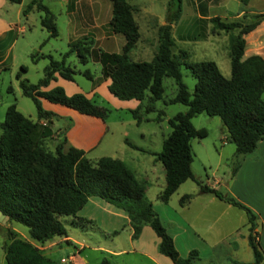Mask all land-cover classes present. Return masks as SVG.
<instances>
[{
	"label": "trees",
	"instance_id": "16d2710c",
	"mask_svg": "<svg viewBox=\"0 0 264 264\" xmlns=\"http://www.w3.org/2000/svg\"><path fill=\"white\" fill-rule=\"evenodd\" d=\"M20 3L21 0H7ZM110 17L107 22L113 33H119L123 42L118 52H107L92 47L93 40L77 39L70 43L62 58L53 60L50 55L36 82L20 78L24 65L15 72L20 93L27 96L35 107V119L22 115L15 104H9L0 122V212L6 222L26 227L27 239L20 237L11 227L4 228L2 244L5 264H53L37 246L55 237L65 236L61 218L79 227L90 221L76 216L87 198L96 196L121 209L127 216L131 237L135 238L143 225H148L158 237L157 250L173 264H193L197 252L190 250L186 256L176 251L171 237L145 196V182L137 180L132 171L118 158L100 156L88 159L84 151L66 144L64 136L55 141L53 148L46 147L50 136L48 124L56 116L43 109L39 98L75 110L78 113L103 118L105 109L96 106L82 93L66 95L55 86L40 90L57 72L64 79H71L73 69L64 64V58L74 52L76 60L84 64L92 60L99 65L100 77L109 80L108 92L120 100L146 99L144 111L152 110V103L161 98L162 78L171 77L176 84L169 103H181L185 110L167 119L169 131L161 141L155 158L162 165L164 185L157 199L166 202L180 183L194 180L199 192H208L231 205L242 209L248 223V245L252 259L238 264H260L263 253L254 240L255 215L245 205L232 197L224 196L215 189L202 184L192 174L190 140L202 138L207 131L194 127L190 119L198 113L217 116L225 129L224 138L234 145L230 161V174L239 167L242 156L251 153L259 140L264 138V59L252 54L242 59L244 35L263 18L264 13L241 14L239 18L222 20L209 18L211 32H225L229 36V76L224 77L212 60L185 61V53L172 52L171 24L180 12V0H167L165 23L156 28L155 51L149 60H132L129 52L140 37L134 19V7L126 0H109ZM240 6L247 0H238ZM34 7L41 12L40 26L47 32L46 39L55 37L57 29L54 15L41 0H29L23 12ZM85 36H82L83 39ZM33 59V58H32ZM180 65L194 77L191 91L181 81ZM84 75L88 71L82 72ZM88 76V75H86ZM136 123L140 121L138 106L130 110ZM40 121L44 124L41 125ZM69 124V123H68ZM127 144L142 150L134 144ZM191 194L178 198L183 204ZM97 264H112L105 257Z\"/></svg>",
	"mask_w": 264,
	"mask_h": 264
},
{
	"label": "crops",
	"instance_id": "0c3cea01",
	"mask_svg": "<svg viewBox=\"0 0 264 264\" xmlns=\"http://www.w3.org/2000/svg\"><path fill=\"white\" fill-rule=\"evenodd\" d=\"M21 2L22 0L19 4H21ZM41 2L44 5L47 4L43 2V0H41ZM68 2L69 1L66 2V9L68 7L67 5L70 4ZM200 2V9H198L196 3H194L196 14L192 17L188 27L192 28L194 23L198 20L204 21L210 25L208 37L210 34L212 36L217 35L216 32H211V24L209 23L210 17L217 16L222 20H231L239 18L241 14L264 13V0H247L246 4L243 6H240L238 0H231V2H233L231 8H228L227 0H200ZM71 6L72 9L67 11L68 13H72V19L76 20L75 13L76 15L78 13V17L82 20L89 19V21L92 22L88 23L89 27L94 29L99 37L109 38L111 34H114L107 25L110 15H108L106 8H104L103 11L104 16L100 17L98 10L93 7L90 0H72ZM47 7L49 8L50 6L48 5ZM216 8L219 9L214 10ZM89 13L92 15L90 16ZM69 25L70 23H67V29L70 35L68 34L65 44L66 48L64 51L58 53V58H54L50 53L43 52H40L39 55L36 56L38 58L47 59L45 55H50L53 60L61 59L63 52L68 49L69 44L79 39L75 36L71 37V34L73 35V33L76 32V22L73 23L72 27H69ZM7 30H12L11 23L1 19L0 34ZM186 33L187 36H189L188 32ZM191 33H194V31ZM57 35H59L58 30ZM83 36L89 37V33ZM90 37L94 42V36L90 34ZM190 37H192V35ZM47 40L45 36L44 43H47ZM252 54H257L264 59V18L251 31L244 35L242 59ZM34 60L33 58V61ZM95 63L96 62L92 60H88L84 64H80L76 60L75 53L72 52L64 58V64L74 71L71 75L72 78L70 80L64 79L57 72H54L52 78L45 86L41 87L40 90H48L55 86H59L64 90L66 95L82 93L96 106L105 109V111L109 110L106 109L108 107H104L106 105L109 106V103L116 107L121 105L129 111L132 110L133 107L136 106L137 100H120L111 95L107 90L109 80L100 77L99 65L97 68L94 67L92 73L90 72V64L94 65ZM24 67L26 70L27 67L25 65ZM84 70L88 71V74L84 75L82 73ZM76 75H79L82 81L76 80ZM39 101L43 109L49 110L56 115L51 118L48 124L51 133L50 136L46 138V144L50 141L52 148L55 141L61 136H64L66 144L83 150L85 154L91 149L96 148L108 131V125L103 118L83 115L68 107L51 103L43 98H39ZM132 102H135V105ZM40 123L44 124L43 121H40ZM142 135L141 133V136ZM197 143L201 148L203 147L200 140H198ZM230 144L231 146L229 147V145L227 146L225 141L222 140L221 143L217 145L215 148V164H208V162H206L205 158L207 157V153L204 152V159L200 161V166L204 167L207 165L211 167V165H213L215 166L213 167L214 170L218 168L216 166L220 163L226 167H228V165L230 166L234 151V145L232 143ZM135 146L142 150L129 147L139 152L140 156H142L141 159L137 160L135 157H132L133 155H129L127 158L123 156L114 157L108 154H103L101 156H110L123 160L131 169L134 177L137 180L145 182V196L151 185L155 184L156 187H158L153 197L155 198V203H153L150 198H147V196L146 198L150 201L153 211L167 234L171 237L173 245L180 256H186L190 250H195L197 252V258L193 261V264H238L248 262L252 259L251 249L247 240L248 223L242 209L225 202L212 193L199 192L196 182L191 179H186L180 183L165 203L159 201L156 198L157 193L164 185L162 165L159 160L155 158V153L160 150L159 140L156 146L153 143ZM224 147H228V153L226 154L222 153ZM246 169L254 173L257 172L258 175L261 174L258 171L262 172L261 169H264V138L257 142L255 149L251 153L241 157L236 172L226 176L225 183L227 185V192L222 193L219 188L221 187L220 181L225 173L224 170H221L218 175L212 171L209 176L205 174V178H202L200 174H195L192 168L191 171L193 176L202 184L217 190L224 196L234 198L252 211L256 218V226L253 229L254 240L263 253L260 264H264V196H238L234 190L237 185L244 188L247 187L246 183H243L242 178ZM187 180H191L193 185L186 184L185 182ZM181 186L184 187L179 189ZM182 194H191V197L183 204H179L178 198ZM76 216L90 221L89 224H84L81 228L79 225H76V227L81 230V238L74 239L66 233L65 236L58 237L56 240L52 239L41 246H37L45 257L48 258L47 255L51 252L53 247L59 246L61 241H65L73 246V251L69 253L67 257L69 264H97L105 255L114 257L115 259L126 256L121 257L120 260L117 261H109L112 264H173L168 257L158 252V237L148 225H143L137 237L132 238L131 228L126 214L121 209L99 197H88L84 205L76 212ZM12 229L19 233L22 238L27 239L26 234H23L14 227H12ZM87 234L88 237L94 238V244H90V246L87 240L83 239V236ZM98 238H103L105 240L103 242L98 240ZM86 247L91 251H97V258L92 260L85 254H82L83 249ZM137 256L144 257L147 261H136L135 257Z\"/></svg>",
	"mask_w": 264,
	"mask_h": 264
},
{
	"label": "rangeland",
	"instance_id": "374dc122",
	"mask_svg": "<svg viewBox=\"0 0 264 264\" xmlns=\"http://www.w3.org/2000/svg\"><path fill=\"white\" fill-rule=\"evenodd\" d=\"M69 1V5L66 2ZM72 0H43L50 7V11L54 15V23L59 35L49 38L47 43L45 42V36L47 32L40 26L41 12L34 7L28 11L23 12L28 0H22L21 4L11 3L7 0H0V20H5L11 23L12 30L0 34V122L3 119L5 108L11 104H15V108L24 116L34 120L36 113L35 107L31 99L27 96H23L20 93L19 86L17 85L18 78L15 77V72L19 70V65H25L27 68L21 71V77L28 80V82H36L39 77L42 76L43 66L47 64V59L38 58L40 52L50 53L54 58H58L59 52H62L66 48V41L68 38L67 23H70L69 27L73 26L76 22V32L72 36L79 38V40H90V34L95 38V41L91 45L92 47H98L101 50L118 52L123 42V37L119 33L111 34V37L104 38L99 37L94 29L89 27L88 23H92L89 19H81L78 17V13L74 14L76 20L72 19V13H68L72 9ZM93 7L98 10L100 17L104 16V8L107 9L108 15H110V1L109 0H90ZM130 5L134 7L133 16L138 25L140 37L136 42V46L129 52V56L132 60H149L154 51L156 44V28L158 25L163 24L166 18V2L167 0H126ZM45 3V4H46ZM194 3L197 8H201L200 0H180V12L175 22L172 24L170 31L173 38L172 52L178 54L179 51L185 53V61H199V60H212L220 73L224 77L229 76L230 66L228 59V42L229 36L225 32H218L217 35L209 37L210 32L209 24L202 20H198L190 28L189 22L192 17L195 16ZM228 8L232 7L231 0H227ZM46 4V5H47ZM47 5V6H48ZM216 8L214 10H217ZM68 10V11H67ZM90 16L92 15L89 13ZM90 18L89 16H86ZM210 23V22H209ZM188 27V28H187ZM187 28V29H186ZM194 31V33H191ZM188 35L187 36V33ZM83 39L80 37L84 34H88ZM213 33V32H212ZM192 35V37H190ZM207 36V37H206ZM92 39V38H91ZM37 55V56H36ZM36 56V57H35ZM34 58L35 60L33 61ZM94 67H98V64H90L89 70L92 73ZM181 81L186 86L188 91H191L194 84V77L187 68L180 65ZM76 80L82 81L79 75H76ZM163 92L161 98L155 100L152 103V110L144 111V105L146 99L140 101L137 100L138 113L140 121L136 123V119L132 117L131 112L121 105L116 107L109 103V106L103 114V119L108 125V131L100 144L90 151L85 153V156L94 160L98 156L103 154L112 155L114 157L123 156L127 158L129 155H133L135 159H141L139 152L129 147L128 143L135 145L158 144L161 147V141L163 137L169 131L167 119L177 112L185 110V105L181 103H169L167 100L171 98L176 91V84L171 77L164 76L162 78ZM261 96L264 102V92ZM135 105V102H132ZM78 113V112H77ZM86 115V114H83ZM191 124L194 127H203L207 131V135L202 138H192L190 140L192 150L191 168L195 174H200L202 178H205V174L209 176L211 172L219 174L221 170H224V175L220 181V191L222 193L227 192V185L225 183L226 176L230 174V166L226 167L223 164H219L216 170L213 169V165L208 167L200 166V161L204 159V152L207 153L205 158L208 164H215L216 162V150L215 148L222 140L229 147L230 142H227L224 138L225 129L220 119L217 116H209L204 113L195 114L190 119ZM55 123V121H54ZM42 125V124H41ZM143 134V138L141 136ZM149 138V139H148ZM200 140L203 144L201 148L197 141ZM46 143V142H45ZM128 145V146H127ZM215 146V147H214ZM47 148H52L51 142H47ZM223 154L228 153V147H224ZM127 167L128 165L121 160ZM129 168V167H128ZM130 169V168H129ZM131 170V169H130ZM258 171L260 175L249 169L245 170L243 175V183H246V188L240 185L236 186V194L238 196L257 197L264 196V169ZM186 184L193 185L191 180H187ZM185 185V184H184ZM245 185V184H244ZM184 186H181L182 189ZM155 184L151 185L147 192V198H150L155 203L153 198L158 189ZM172 195V194H171ZM176 195V194H175ZM170 197V196H169ZM174 197V196H172ZM157 198V197H156ZM149 201V200H148ZM150 202V201H149ZM62 224L66 230V233L71 238H81V230L76 227L75 224L69 222L68 218H61ZM14 227L23 234H26V227L15 223H0V264H5L2 258V244L4 242V228ZM19 235V233H17ZM20 236V235H19ZM21 237V236H20ZM58 237L53 238L56 240ZM86 239L88 245L94 244V238L83 236ZM103 241L105 239L98 238ZM73 251L72 244L61 241L59 246H55L48 253V258L53 261V264H69L67 259L69 253ZM82 254H85L92 260L97 258L98 252L91 251L87 247L83 249ZM106 259L110 262L113 260H120L121 256L115 259L105 255ZM60 258L65 261H60ZM136 261L146 262L144 257H135Z\"/></svg>",
	"mask_w": 264,
	"mask_h": 264
},
{
	"label": "water",
	"instance_id": "95a60500",
	"mask_svg": "<svg viewBox=\"0 0 264 264\" xmlns=\"http://www.w3.org/2000/svg\"><path fill=\"white\" fill-rule=\"evenodd\" d=\"M4 221H6V216H4V215L0 212V223H4Z\"/></svg>",
	"mask_w": 264,
	"mask_h": 264
},
{
	"label": "built area",
	"instance_id": "2783aa9c",
	"mask_svg": "<svg viewBox=\"0 0 264 264\" xmlns=\"http://www.w3.org/2000/svg\"><path fill=\"white\" fill-rule=\"evenodd\" d=\"M60 261H63L64 262L65 260L64 259H60Z\"/></svg>",
	"mask_w": 264,
	"mask_h": 264
}]
</instances>
